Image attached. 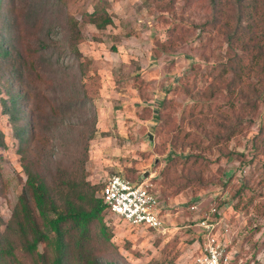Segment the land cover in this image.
I'll return each instance as SVG.
<instances>
[{"label":"rangeland","instance_id":"374dc122","mask_svg":"<svg viewBox=\"0 0 264 264\" xmlns=\"http://www.w3.org/2000/svg\"><path fill=\"white\" fill-rule=\"evenodd\" d=\"M99 1L76 0L69 11L84 36L79 50L100 82L94 86L95 99L82 103L84 81L66 50L64 12L52 0L36 10L30 9L35 0H0V45L11 43L26 59L34 50L38 75L27 72L22 84L32 99L28 154L51 184L61 173L78 170L85 182L102 189L110 177L120 175L148 183L159 197L171 228L167 235L104 213L113 247L102 255L105 263L173 259V264H194L195 225L213 205L224 203L239 259L264 264V145L254 148L253 143L264 130V96L259 110L245 115L241 106L248 99L241 98V91L231 95L217 85L214 67L231 54L217 35L201 42L195 30L211 16V0H107L114 24L103 31L82 18ZM45 46L51 48L41 50ZM8 74L0 64V79L6 81ZM252 84L262 86L256 78ZM2 94L0 89V99ZM2 110L0 100V130L7 145L0 147V162L9 182L8 198L0 199V218L8 222L25 175L19 141ZM238 121L245 128L231 141L217 140L226 135L210 128V123Z\"/></svg>","mask_w":264,"mask_h":264},{"label":"trees","instance_id":"16d2710c","mask_svg":"<svg viewBox=\"0 0 264 264\" xmlns=\"http://www.w3.org/2000/svg\"><path fill=\"white\" fill-rule=\"evenodd\" d=\"M47 1L35 0L30 9L36 10ZM52 1L65 14L64 20L69 31L66 50L72 55V60L78 66L79 76L84 81L82 103L92 102L96 97L94 86L99 87L100 82L98 77L96 81L94 75L90 74L91 61L79 50L84 36L80 21L69 12L76 0ZM148 1L153 3L157 0ZM172 4L173 1L168 6ZM210 8L211 16L203 24L195 26V30L199 32L201 42L209 41L208 37L212 42L210 36L217 35L226 44L228 55L231 54L226 63H220L219 68L214 67V70L219 71L217 85H224L231 95L241 91V98L248 99L242 104L241 111L245 115L255 114L263 104L264 96V0H211ZM109 10V1L100 0L93 12H83V21L100 31L106 30L114 24ZM53 47L59 48L55 44ZM49 48L51 47L45 46L41 50ZM61 50L62 54L68 55L65 48ZM33 52L26 59L22 53L13 49L11 43L0 45V64L9 71L6 81L0 79L1 96L5 94L0 99L2 114L7 117L13 127L14 137L19 141L18 155L25 175L22 194L10 219L6 222L0 218V264H109L102 261V255L113 248L109 245L112 235L108 233L104 222V213L108 212V208L102 197L97 195L99 191L102 193V189L85 182L84 172L78 170L61 173L58 182L52 185L42 173L38 160L28 154L32 132L28 126H32L33 122L30 114L32 99L29 92L23 91L22 84L27 72L33 71L38 75L33 63ZM255 78L262 86L251 87ZM5 82L9 87L3 85ZM218 90L217 87L214 92L217 93ZM214 106L221 111L219 104ZM205 107L201 106L200 112ZM211 107L212 105L209 110H212ZM192 113L189 114L190 118ZM22 123L26 124V128L21 127ZM253 123V118H250L248 124ZM210 125L214 131H221L226 135L224 139L217 135V140L220 141H231L245 128V123L241 124L240 121L236 125ZM263 134L264 130L253 138L254 148L256 143L264 145ZM0 147H7L5 134L1 130ZM8 184L0 162V198H8ZM242 190L238 191L239 198L242 197ZM235 208H239L238 204ZM2 225L5 226L4 230L1 229ZM149 264H173V259L152 260Z\"/></svg>","mask_w":264,"mask_h":264},{"label":"built area","instance_id":"2783aa9c","mask_svg":"<svg viewBox=\"0 0 264 264\" xmlns=\"http://www.w3.org/2000/svg\"><path fill=\"white\" fill-rule=\"evenodd\" d=\"M101 197L108 211L131 226L143 227L160 235L171 228L163 214L159 197L146 182L114 175L102 188ZM227 198L223 199L225 202ZM227 204H215L210 213L196 223L194 264H243L234 251L235 229L226 219Z\"/></svg>","mask_w":264,"mask_h":264},{"label":"water","instance_id":"95a60500","mask_svg":"<svg viewBox=\"0 0 264 264\" xmlns=\"http://www.w3.org/2000/svg\"><path fill=\"white\" fill-rule=\"evenodd\" d=\"M147 176H148V175H145V176H144V179H145Z\"/></svg>","mask_w":264,"mask_h":264},{"label":"crops","instance_id":"0c3cea01","mask_svg":"<svg viewBox=\"0 0 264 264\" xmlns=\"http://www.w3.org/2000/svg\"><path fill=\"white\" fill-rule=\"evenodd\" d=\"M2 131V130H1ZM3 132V131H2ZM4 133V132H3ZM1 199V198H0ZM2 200V199H1Z\"/></svg>","mask_w":264,"mask_h":264}]
</instances>
